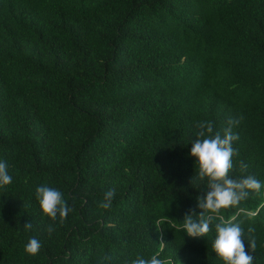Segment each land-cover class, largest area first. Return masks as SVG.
Masks as SVG:
<instances>
[{
    "label": "trees",
    "instance_id": "16d2710c",
    "mask_svg": "<svg viewBox=\"0 0 264 264\" xmlns=\"http://www.w3.org/2000/svg\"><path fill=\"white\" fill-rule=\"evenodd\" d=\"M240 117L229 175L262 187L219 215L264 264V0H0V161L13 178L0 187V264H224L218 218L206 237L182 225L207 194L197 124L223 136ZM44 185L72 209L63 223L42 212Z\"/></svg>",
    "mask_w": 264,
    "mask_h": 264
},
{
    "label": "clouds",
    "instance_id": "9594fccd",
    "mask_svg": "<svg viewBox=\"0 0 264 264\" xmlns=\"http://www.w3.org/2000/svg\"><path fill=\"white\" fill-rule=\"evenodd\" d=\"M243 117L239 119H229L228 127L223 131L213 135V125L211 122H200L197 124L199 131L196 133L197 139L192 142L191 156L197 159L199 165L198 179L204 181L207 178V194L204 198H198V207L202 210L197 216L194 212L185 215L183 229L192 238L206 237L210 231V224L214 219H219L215 223L216 238L213 241V252L224 264H253V256L245 251V234L238 223H234L235 217L225 220L219 215L222 209L238 207L242 201L247 199L250 192H259L262 184L252 175H246L240 179L230 178L233 170V157L238 155V151L233 148V143L239 139L234 134L232 128L238 125ZM247 165L241 162V172H245ZM12 176L8 173L7 162L0 161V187L8 186L12 183ZM115 193L109 190L105 193L99 207L108 210L112 207ZM36 199L38 200L42 212L56 220L59 214L60 222L72 210L63 199L62 193L47 185L36 188ZM243 212V209L239 210ZM33 227L31 222L24 225V229L30 230ZM52 233L51 225L46 229ZM249 233L254 229L249 228ZM254 253L256 241L254 237H247ZM40 241L32 237L25 246V251L31 255H37L41 250ZM158 255V254H157ZM151 259L137 257L131 264H168L167 261L157 258ZM111 257H104L101 264H111Z\"/></svg>",
    "mask_w": 264,
    "mask_h": 264
}]
</instances>
